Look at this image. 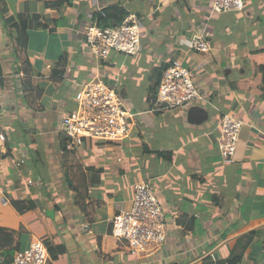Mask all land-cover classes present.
<instances>
[{
  "label": "crops",
  "instance_id": "0c3cea01",
  "mask_svg": "<svg viewBox=\"0 0 264 264\" xmlns=\"http://www.w3.org/2000/svg\"><path fill=\"white\" fill-rule=\"evenodd\" d=\"M52 1L4 0L7 16L39 14L43 26L26 30L24 49L14 53L16 32L8 35L0 21V261L38 239L46 264H264V0L213 17L212 0H69L48 8ZM111 7L137 18L135 54L100 58L84 43L86 27ZM202 30L205 53L190 47ZM173 60L207 103L158 109L159 80ZM91 80L116 87L135 115L132 132L121 143L67 148L60 119ZM223 114L243 122L230 164L218 149ZM141 180L163 208L166 239L136 256L112 235L111 220L130 207Z\"/></svg>",
  "mask_w": 264,
  "mask_h": 264
},
{
  "label": "built area",
  "instance_id": "2783aa9c",
  "mask_svg": "<svg viewBox=\"0 0 264 264\" xmlns=\"http://www.w3.org/2000/svg\"><path fill=\"white\" fill-rule=\"evenodd\" d=\"M242 0H212L207 17L222 12L241 10ZM140 29L137 18L129 16L121 23L101 28L96 22L87 26L83 39L89 50L100 58L111 51L124 55L140 49ZM190 47L197 52H208L204 30L192 35ZM207 98L193 83L189 70L177 60L163 70L155 97L158 109H187L195 104L207 103ZM74 108L60 119V130L67 140V148L79 147L84 140L123 142L132 132L135 115L125 107L115 86L101 80H91L74 94ZM243 122L230 114L220 118L221 134L218 149L222 164L234 161L236 142ZM5 134L1 130L0 143ZM23 160H20L22 163ZM163 208L149 184L143 180L133 186L128 209L118 211L112 218V235L126 243L132 255L141 256L160 249L166 239ZM47 251L38 239H32L26 248L18 250L5 264H46Z\"/></svg>",
  "mask_w": 264,
  "mask_h": 264
},
{
  "label": "trees",
  "instance_id": "16d2710c",
  "mask_svg": "<svg viewBox=\"0 0 264 264\" xmlns=\"http://www.w3.org/2000/svg\"><path fill=\"white\" fill-rule=\"evenodd\" d=\"M69 0H56L52 2H48L47 6L48 8H58L64 4H69ZM126 13L119 9V8H108L105 9L102 14L96 15V21L97 24L100 26H107V24L110 23H116L119 24L122 22V20L125 18ZM41 16L39 14H18L16 17L14 16H7V7L4 2V0H0V21L2 23V26L6 33L10 35L12 30H15L16 36L13 37L10 35V39L12 41V50L14 53H17V51H21L25 47V32L28 29H37L43 26V22L41 21ZM16 55V54H15ZM17 56V55H16ZM17 58H19L17 56ZM25 64H27V61H23ZM20 208V207H18ZM28 208V207H27ZM26 209V207L22 206L21 209H18L20 211H23ZM9 255H5L6 259L1 260L0 264H5L11 261L12 257L10 255L11 252H5ZM239 259H231L227 261V264H238Z\"/></svg>",
  "mask_w": 264,
  "mask_h": 264
},
{
  "label": "water",
  "instance_id": "95a60500",
  "mask_svg": "<svg viewBox=\"0 0 264 264\" xmlns=\"http://www.w3.org/2000/svg\"><path fill=\"white\" fill-rule=\"evenodd\" d=\"M192 110V109H191Z\"/></svg>",
  "mask_w": 264,
  "mask_h": 264
}]
</instances>
